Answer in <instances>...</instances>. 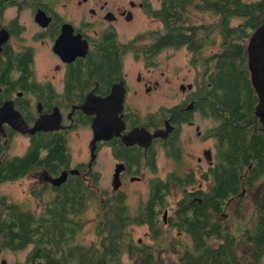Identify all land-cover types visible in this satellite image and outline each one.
Instances as JSON below:
<instances>
[{
  "label": "flooded vegetation",
  "instance_id": "flooded-vegetation-1",
  "mask_svg": "<svg viewBox=\"0 0 264 264\" xmlns=\"http://www.w3.org/2000/svg\"><path fill=\"white\" fill-rule=\"evenodd\" d=\"M27 1L18 0L13 6L18 7L20 15L25 8L30 10L34 23L30 21L24 24L20 16L4 22L1 18L5 10L0 13V34L8 36L0 51V107L6 101H13L29 128L37 124L38 131L26 134L31 144L38 138L47 142L59 140L68 153L71 138L76 135L79 137L80 129L87 128L86 144L91 158L72 167L70 150L71 156L58 174H51L44 167H31L21 177L30 178L34 186L40 185L41 195L46 197L49 186L57 192L69 181L78 178H83L93 187L92 178L98 174L95 165H104L106 155L109 154V166L114 178L111 196L122 197L129 206L128 196L137 193L140 201L132 210V217L145 212V221L158 223L169 222L166 202L173 182L183 187V195L186 197L197 191L208 192L211 177L217 167H227L228 145L223 134L227 128L224 126L225 121L219 119L224 114L219 111L217 117L213 113L211 64L207 58L198 59L203 48L210 44L202 39L203 36L208 40L210 37L204 25L195 27L196 31L192 32L194 26L187 24L183 12V31L188 30L186 33L194 36L191 43L194 47L191 48L190 43L180 45L175 43L178 39H165L167 28L159 13L163 11L167 0H47L45 3L43 0H31L28 3L31 8L24 7ZM192 6L199 11L207 10L197 8L195 4ZM39 10L46 13V25L36 21ZM140 21H157L163 24V29L152 30L158 33L148 34V39L137 38L142 30H138L133 37L121 39V33L132 34L131 27ZM66 24L71 25L67 32L74 46L84 50L85 45H88L85 56L77 55L73 58L65 51L67 43L61 39ZM28 26L37 29L35 37L40 45H23L19 49L15 45L16 38L21 37ZM59 41V50L63 55L56 51ZM183 46H187L193 53L187 73L177 64L171 66L169 59L172 50ZM101 49L116 53L118 58L119 67L112 69L107 78H100L97 71L90 70L102 60L98 54ZM129 52H133V55H129ZM127 55L132 56L133 70L126 66ZM35 60H39L40 64L46 63L44 81L37 77ZM17 61L28 63V75L22 80V71L14 66ZM249 62L248 52L255 104L252 120L240 122L239 126L242 130L245 128L246 133H264V66L258 60L255 67V74L258 75L254 84ZM189 74H193L190 81ZM116 110H120L119 116L122 119L118 129L114 127L117 123L115 120H107L110 112L114 114ZM252 123L254 127L250 131ZM99 124L100 129H105L98 130ZM18 131L16 125L4 123L0 139H3L5 147L0 151V165L5 157L10 160L22 157L9 156L6 152L5 141ZM95 138L100 139L93 143ZM213 139L217 140L215 145L211 143ZM163 157L170 160L173 166L167 171L165 179L157 176L160 171L158 160ZM190 158H196L192 166ZM183 160L186 161L184 167L180 165ZM147 171L153 175L150 181L143 177ZM63 172H67L66 180L60 184L55 183L54 179ZM241 173L243 187L248 182L246 175L256 174L255 180L264 175V161L255 160L250 165L242 166ZM5 181L0 179V183ZM116 182L120 183L118 187H115ZM132 185L137 186L131 188ZM144 190H147L146 195H143ZM34 191V188L29 189V193ZM51 201L47 202V198L43 200L46 217L47 206ZM26 205L29 207L28 203ZM15 206L20 212L34 217L20 204L15 203ZM37 206H41V203ZM79 215L74 217L79 219V223L69 226L68 239L71 241L79 233ZM68 239L60 243L61 248L57 254L63 258L62 262H75L71 251L78 245L68 244ZM4 249L16 251L0 244V256ZM0 264H8L7 259L1 258ZM25 264H33L29 256Z\"/></svg>",
  "mask_w": 264,
  "mask_h": 264
},
{
  "label": "trees",
  "instance_id": "trees-1",
  "mask_svg": "<svg viewBox=\"0 0 264 264\" xmlns=\"http://www.w3.org/2000/svg\"><path fill=\"white\" fill-rule=\"evenodd\" d=\"M17 1L0 0V13ZM191 4L210 9L219 17L217 26L222 37L221 46L207 60L213 70V113L217 117L220 112L224 114L219 119H223L227 127L223 134L228 153L227 167H217L208 192H193L178 202L176 219L172 220V224L178 231L191 237L193 246L184 250L177 264H258L264 257V196L258 206L256 224L245 231L246 241L253 245L249 257L238 254L237 238L230 227L224 225L222 216L228 204L240 196L244 181L242 166L250 165L255 160L264 161V133H246V129L242 130L239 126L240 122H250L253 116L255 97L247 48L253 31L264 25V0H167L159 13L167 28L165 39H178L175 43L180 45L192 43L193 34L186 33L188 30L183 31L182 25L183 9ZM195 31L194 27L192 32ZM202 39L209 41L204 36ZM98 54L102 60L90 70L97 71L100 78H107L112 69L119 67L118 58L116 53L106 49H101ZM14 66L22 71L21 80L27 77V61L14 62ZM253 127L252 123L250 131ZM4 147L3 139H0V151ZM69 156L59 140L47 142L38 138L24 156L11 160L5 157L2 160L0 179L5 181L21 177L31 167H44L49 173L58 174L67 164ZM256 177V174L245 176L249 183ZM93 188L95 185L89 186L83 178L69 181L57 190L56 197L48 203L47 217H32L17 210L15 205L10 206L5 214L0 209V244L16 250L33 244L34 248L29 254L33 264H63V258L57 254L60 243L68 239L69 226L79 223V219L74 217L82 212L89 197L95 193ZM101 206L104 211L96 227L98 239L89 246L73 248L71 257L76 264H125V254L131 259L141 255L145 264H156L153 254L146 253L147 248L144 252V247L133 241L129 227L147 224L151 235L157 238L160 223L145 221V212L133 218L122 197L107 195ZM241 206L239 203L240 209ZM68 241L71 244L72 241Z\"/></svg>",
  "mask_w": 264,
  "mask_h": 264
},
{
  "label": "rangeland",
  "instance_id": "rangeland-1",
  "mask_svg": "<svg viewBox=\"0 0 264 264\" xmlns=\"http://www.w3.org/2000/svg\"><path fill=\"white\" fill-rule=\"evenodd\" d=\"M47 0H43L45 3ZM31 0H28L24 3V7H29ZM193 4L188 5L184 8V19L187 24L191 27H197L204 25V28L209 33V42L210 44L203 48L201 55H198L199 60H204L205 58L211 57V54L219 51L221 46V34L218 29V20L219 17L217 14L212 12L210 9L205 11H199L195 9ZM72 7H69L71 9ZM26 16L24 17V15ZM22 15V16H21ZM19 14L18 7L10 6L7 8L3 14L1 21L8 22L16 17L20 16V20L24 24H29L32 19V12L25 8L22 11V14ZM237 22V20L235 21ZM151 24V25H150ZM163 24L157 21L150 23V21H140L134 24L130 30L132 34L127 35L126 33H121V39L135 36L138 30H142L137 38H150L149 35H157L158 31L152 32V30H162ZM35 31L37 29L32 26H28L25 29L21 37L16 38L15 45L17 48H21L23 45H40V41L35 37ZM150 31V32H149ZM149 34V35H148ZM166 53V52H164ZM129 55H133V52H129ZM127 55L125 59L126 66L129 70L134 69V62L132 56ZM193 56L192 51H190L187 46L175 48L169 54V59L171 66L177 64L184 73H187V67H190L189 61ZM157 59H160L158 55ZM35 70L37 77L44 81V75L46 74V63L40 64L39 60H35ZM211 73L213 70L211 69ZM193 74H189L188 81L192 80ZM198 119V116L196 117ZM211 123L214 124V121ZM80 136L77 135L72 137L68 148L69 154L71 156L70 150L72 152V163L73 167L76 163L82 161H89L90 151L86 144L88 139L87 128L80 129ZM27 133H21L20 130L15 134H11L8 140H6V152L9 156H23L27 153L31 142L29 135ZM9 141V142H8ZM212 145L217 143L216 139L211 141ZM106 160L104 165H95V171L98 173L93 176V181L95 188L93 190L95 193L89 197L85 208L80 213V228L77 238L71 242V244L86 245L89 246L93 241L98 239L96 232V227L99 222V219L104 211V208L101 206V202L104 201V198L107 195H112L113 193V174L111 167L109 166V154L106 155ZM190 165L192 166L196 162V158H190ZM186 161L183 160L180 165L184 167ZM158 165L160 167L159 177L165 179L167 176V171L171 170L172 162L165 157L158 160ZM166 167V168H164ZM178 167V165H177ZM146 180L150 181L153 179L151 172L147 171L145 175ZM28 177H18L15 179H10L5 182L0 183V209L3 210V213H7L10 206L20 204V206L28 212L33 213L35 218L43 217L45 211H43V200L47 198V202L56 197L55 190H51L50 186L47 188V197L41 195L40 185H33ZM211 187L214 182V178L211 177ZM53 184L52 182H50ZM137 185H132L131 188ZM208 186V184H207ZM34 188V192L29 193V189ZM189 188L192 189V186L189 185ZM209 188L207 187L206 190ZM147 190L143 191V195H146ZM185 194V192H184ZM183 187L178 183L173 182L170 185L169 196L167 197L166 207L169 208L167 216L169 219L168 223L161 222L159 224L160 229H158L159 237L154 238L151 235L150 228L147 224H133L129 227V231L132 235V239L136 244H139L141 247H144V252L152 253L154 261L156 264H177L179 262L181 254L186 248H191L193 246V241L189 235L184 232H180L173 226L172 220L176 219V210L178 202L183 199ZM241 196V197H240ZM240 196L233 199L229 204L222 220L224 225H228L232 233L237 238L238 254L243 256H250V253L253 250V245L246 241L245 231L248 227H253L256 224L257 210L261 198L264 196V175H261L256 180L251 183L247 182L243 185L240 191ZM140 197L137 196V193H132L128 196L127 203L132 212L135 206L139 203ZM28 203V206L26 205ZM38 203H41V206H37ZM239 203H241V209L239 208ZM23 205V206H22ZM133 213V212H132ZM254 231V229H253ZM34 247H27L22 250H11L4 249L1 253V258L7 259L8 264H25L28 261V256ZM144 256L137 255L135 258L131 259L127 254L123 256V262L125 264H145ZM63 264H76L74 261H65ZM258 264H264V257Z\"/></svg>",
  "mask_w": 264,
  "mask_h": 264
},
{
  "label": "water",
  "instance_id": "water-1",
  "mask_svg": "<svg viewBox=\"0 0 264 264\" xmlns=\"http://www.w3.org/2000/svg\"><path fill=\"white\" fill-rule=\"evenodd\" d=\"M45 16H46V13L43 10H39L36 14V21H38L42 25H46L47 22H46ZM70 27H71L70 24L64 25V31L62 34L61 41L64 40L63 42L67 43V47L65 51L67 52V54L72 55L73 58L77 55L85 56L88 51V45L87 44L85 45L84 50L78 49L76 46H74V44L71 43L73 42L72 38L69 37V34L67 32L68 28ZM7 39H8V36H5L4 34H0V51H1L2 43H4ZM61 41H59L56 45L57 46L56 51L60 54L62 53L59 50L60 49L59 45ZM248 52L250 56L249 65L253 73L254 84H256V77L258 73L255 74V67L257 65L258 60L261 61L262 66H264V25L258 28V30L251 36V39L248 45ZM72 57L70 59H73ZM251 58H253V60H251ZM258 72L261 73V68L259 67H258ZM108 99L109 98H107V100ZM119 113H120V110H116L114 114L110 112L107 118V120H115L117 122L116 125L114 126L117 129L119 127V121L122 120L121 117L119 116ZM24 121L25 120H24L22 113L18 109L15 108V104L13 101H6L4 105L0 107V131L3 129V125L6 122L16 125V128L24 133H35L36 131L39 130V128L37 127V124L33 128H29L27 123H25ZM104 129L105 128L100 129V124H99L98 130H104ZM98 139L100 138H95L93 143H95L96 140ZM66 177H67V172H63L59 177L54 179V182L60 184L66 180ZM119 185L120 183L116 182L115 187H118Z\"/></svg>",
  "mask_w": 264,
  "mask_h": 264
}]
</instances>
